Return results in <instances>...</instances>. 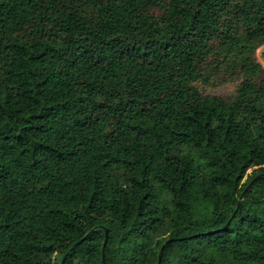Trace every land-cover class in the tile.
Masks as SVG:
<instances>
[{
  "label": "trees",
  "instance_id": "16d2710c",
  "mask_svg": "<svg viewBox=\"0 0 264 264\" xmlns=\"http://www.w3.org/2000/svg\"><path fill=\"white\" fill-rule=\"evenodd\" d=\"M260 47L264 0H0V264H264Z\"/></svg>",
  "mask_w": 264,
  "mask_h": 264
},
{
  "label": "rangeland",
  "instance_id": "374dc122",
  "mask_svg": "<svg viewBox=\"0 0 264 264\" xmlns=\"http://www.w3.org/2000/svg\"><path fill=\"white\" fill-rule=\"evenodd\" d=\"M262 50H263V47H260L257 52H256V58L257 60L262 64V66L264 67V62L261 58V53H262ZM234 89V84H224L218 88H215L214 91L212 90V93H217V94H227V93H230L232 90ZM264 169V164L262 165H258V166H255V167H252L250 169H248V171L246 172L245 176H244V179L242 180L241 182V185L244 183V181L247 179V177L249 176H253L254 173L257 171H261Z\"/></svg>",
  "mask_w": 264,
  "mask_h": 264
},
{
  "label": "water",
  "instance_id": "95a60500",
  "mask_svg": "<svg viewBox=\"0 0 264 264\" xmlns=\"http://www.w3.org/2000/svg\"><path fill=\"white\" fill-rule=\"evenodd\" d=\"M107 237H108V231L105 230V242H106V240H107ZM105 242H104V244H105Z\"/></svg>",
  "mask_w": 264,
  "mask_h": 264
}]
</instances>
